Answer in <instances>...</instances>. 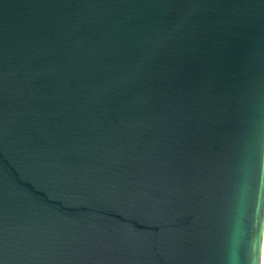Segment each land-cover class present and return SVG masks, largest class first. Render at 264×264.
Listing matches in <instances>:
<instances>
[{
  "label": "water",
  "instance_id": "95a60500",
  "mask_svg": "<svg viewBox=\"0 0 264 264\" xmlns=\"http://www.w3.org/2000/svg\"><path fill=\"white\" fill-rule=\"evenodd\" d=\"M264 0H0V264H261Z\"/></svg>",
  "mask_w": 264,
  "mask_h": 264
},
{
  "label": "bare ground",
  "instance_id": "6f19581e",
  "mask_svg": "<svg viewBox=\"0 0 264 264\" xmlns=\"http://www.w3.org/2000/svg\"><path fill=\"white\" fill-rule=\"evenodd\" d=\"M261 264H264V237L262 241Z\"/></svg>",
  "mask_w": 264,
  "mask_h": 264
}]
</instances>
